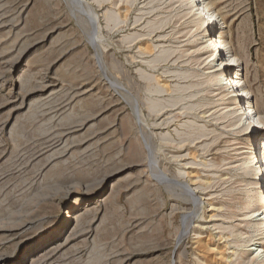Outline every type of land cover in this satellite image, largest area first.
<instances>
[{
  "label": "rangeland",
  "instance_id": "obj_1",
  "mask_svg": "<svg viewBox=\"0 0 264 264\" xmlns=\"http://www.w3.org/2000/svg\"><path fill=\"white\" fill-rule=\"evenodd\" d=\"M205 5L264 115V0ZM192 20L183 0H0V264H263L242 151L264 128L226 127Z\"/></svg>",
  "mask_w": 264,
  "mask_h": 264
},
{
  "label": "bare ground",
  "instance_id": "obj_2",
  "mask_svg": "<svg viewBox=\"0 0 264 264\" xmlns=\"http://www.w3.org/2000/svg\"><path fill=\"white\" fill-rule=\"evenodd\" d=\"M183 2L186 12L190 13V16L193 19L192 28L195 27V30L200 31L201 29L202 31V35L200 38L202 40L201 43L205 48L206 56H204V60H206V64L209 65V68L212 69V76L216 77L218 80V83L216 84L218 89L220 90V99L224 101V103H226L228 106H232L231 108L233 109V111H222V114L224 115L223 118H227L226 127L234 132L242 130L241 135L244 136L248 135V133H253L254 131L256 132L257 130L264 128V115L261 112L252 111L254 106L253 95L249 90L241 88V79L238 73H241L243 67L239 64V62H236V58L230 55L228 51H224V41H222V38L217 31L218 25L215 18L216 13L207 9L205 0H183ZM193 6H196L197 9L201 8L199 15L194 14L192 8ZM212 27H214V30L212 29ZM225 90L226 95L224 94ZM220 110L221 109H218L217 112ZM235 112H237V114H235ZM246 129H249V132H247ZM262 141L263 148H260L261 150H257V142L254 144L248 142L246 146H243L244 149L242 153H249V155L242 164V172L244 171V173L246 174L253 175L255 172H257L256 176H251L247 181V183L251 186L245 190V200H247V205L250 208L252 206L254 208L252 207L250 210H247L245 212H247V215L249 216L248 218L251 220L255 230L258 231V234L263 235L262 237L264 238V188L262 186L261 188H257L256 186H254L255 184L264 185V140ZM166 177L165 180L167 178V180H169V177ZM172 179L173 177L170 178L169 181H171ZM172 181L175 180L173 179ZM177 183L179 182L177 181ZM166 184L169 185L171 184V182H167ZM173 184H175L176 186V183L172 182V185ZM182 185L185 186L184 184ZM188 187L189 186H187V188ZM187 188L185 187L186 193H188ZM87 209L88 208H86V210ZM250 240L251 239H249V241ZM260 244L261 242L259 240L252 242L249 244L251 246L249 249L251 250V254H254L256 259L262 261L264 264V246ZM55 246L53 248H56ZM229 253L232 254L234 252L233 250H231L229 251Z\"/></svg>",
  "mask_w": 264,
  "mask_h": 264
},
{
  "label": "built area",
  "instance_id": "obj_3",
  "mask_svg": "<svg viewBox=\"0 0 264 264\" xmlns=\"http://www.w3.org/2000/svg\"><path fill=\"white\" fill-rule=\"evenodd\" d=\"M191 4V3H190ZM193 11L195 15H199L201 8L197 9L196 6H193ZM224 94L226 95V90L224 91Z\"/></svg>",
  "mask_w": 264,
  "mask_h": 264
}]
</instances>
